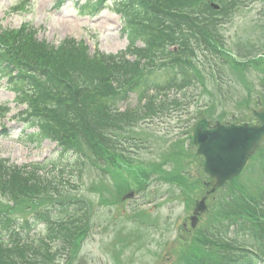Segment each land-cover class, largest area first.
<instances>
[{"label":"rangeland","instance_id":"374dc122","mask_svg":"<svg viewBox=\"0 0 264 264\" xmlns=\"http://www.w3.org/2000/svg\"><path fill=\"white\" fill-rule=\"evenodd\" d=\"M93 1L90 7L94 6ZM84 3L85 0H0V47L12 62L17 60L16 35L28 38L30 45L24 42L26 50L38 61L33 44L55 50L74 41L89 56L96 51L105 54L124 51L128 39L123 33L125 18L121 17L120 3L105 2L92 13L88 8L78 10L77 6ZM212 4L216 13L222 12L216 0ZM227 11L217 17L221 25L217 29L218 47L212 52L198 53L193 60L201 78L188 88L193 92L181 101L183 112L154 118L131 132L136 140L128 144L133 145L132 149L127 148L134 152L129 158L133 164L115 159V164H110L101 175L86 163L81 179L73 182L65 177L64 186L70 182L77 191L62 197L82 199L88 218L86 235L78 241V247L74 243L72 253L69 251V256L74 254L71 259L68 256L70 264H194V257L198 256L204 257L207 264H215V243L209 235L218 228L229 227L219 217L221 206L217 204L228 200L232 183L252 195L264 191V160L255 154L240 176L225 185L227 190L217 191L204 200V211L191 227L193 211L208 189L203 162L196 157V147L190 140L197 121L192 118L201 114L212 124L248 119L262 109L264 97V0H240ZM135 46L142 44L137 42ZM167 76L171 74L162 75V82ZM148 94L145 93L146 98ZM26 96L11 91L10 84L0 78V131L8 135L3 137L0 133V159L22 170H28V165L36 162H52L58 147L55 141L47 140L37 145L25 143V134L33 132L24 123L32 112ZM169 96L174 97L173 93ZM155 97L152 95V99ZM139 105L138 95L133 94L122 109ZM139 171H147L149 178L141 181L145 186L142 195L136 191ZM174 173L182 174L184 186L171 180ZM129 192L137 195L123 201ZM50 200L51 197L47 201ZM28 201L16 194L0 193V212L23 222L48 206L42 198L36 205ZM75 213L80 217L79 212ZM73 224L83 227L77 222ZM27 231L35 241L47 233L43 225ZM66 256L63 252L56 253L47 264H67Z\"/></svg>","mask_w":264,"mask_h":264},{"label":"trees","instance_id":"16d2710c","mask_svg":"<svg viewBox=\"0 0 264 264\" xmlns=\"http://www.w3.org/2000/svg\"><path fill=\"white\" fill-rule=\"evenodd\" d=\"M103 1L95 0L96 6ZM118 1L126 9L122 11L126 19L123 33L129 46L123 52L96 51L89 56L74 41L55 50L33 44L38 61L26 50L28 38L16 35L17 60L12 62L0 47V77H8L18 95H29L26 101L32 112L24 122L33 132L25 134V143L37 145L49 140L58 146L52 162L29 164L28 170L0 159V193L26 197L33 205L42 198L48 205L23 222L0 212V264H47L60 252L67 255L65 263H71L69 251L72 253L74 243L78 247V241L86 235L88 218L82 199L62 197L77 191L74 184L64 186L65 177L78 181L86 163L101 175L115 164V159L133 164L129 158L134 152L128 149L133 145L128 144L136 138L131 132L154 118L183 112L181 101L201 78L193 60L198 53L215 51L221 26L217 17L240 0H216L221 13L211 7L213 0ZM85 7L78 9L83 11ZM137 42L142 46L137 48ZM172 47L176 51H170ZM128 56L134 59L128 60ZM163 74L171 76L162 82ZM149 92L157 97L146 98ZM170 93L174 97L168 96ZM133 94L138 95L140 105L122 109ZM263 151L264 146L256 153L259 160H264ZM147 174H137V193L145 188L141 181L149 179ZM171 180L180 187L186 184L181 173H174ZM232 184L228 200L217 204L221 206L219 217L229 227L209 235L215 243V264H264V191L256 196ZM223 190L227 186L218 191ZM74 222L83 227L74 226ZM38 225H43L47 233L35 241L27 229ZM194 264L207 262L198 256Z\"/></svg>","mask_w":264,"mask_h":264},{"label":"water","instance_id":"95a60500","mask_svg":"<svg viewBox=\"0 0 264 264\" xmlns=\"http://www.w3.org/2000/svg\"><path fill=\"white\" fill-rule=\"evenodd\" d=\"M254 116L261 126L216 124L209 129L210 123L206 119L194 125L192 142L197 146V155L204 158L203 172L210 179L212 191L236 178L259 146L264 137V110ZM203 203L204 200L200 201L195 213L203 211ZM191 221L194 222V218Z\"/></svg>","mask_w":264,"mask_h":264}]
</instances>
